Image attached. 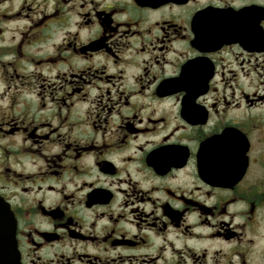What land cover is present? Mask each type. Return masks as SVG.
Segmentation results:
<instances>
[{
    "label": "flooded vegetation",
    "instance_id": "obj_1",
    "mask_svg": "<svg viewBox=\"0 0 264 264\" xmlns=\"http://www.w3.org/2000/svg\"><path fill=\"white\" fill-rule=\"evenodd\" d=\"M0 199L19 264H264V0H0Z\"/></svg>",
    "mask_w": 264,
    "mask_h": 264
},
{
    "label": "water",
    "instance_id": "obj_2",
    "mask_svg": "<svg viewBox=\"0 0 264 264\" xmlns=\"http://www.w3.org/2000/svg\"><path fill=\"white\" fill-rule=\"evenodd\" d=\"M5 210L0 203V264H18L13 232H9Z\"/></svg>",
    "mask_w": 264,
    "mask_h": 264
}]
</instances>
